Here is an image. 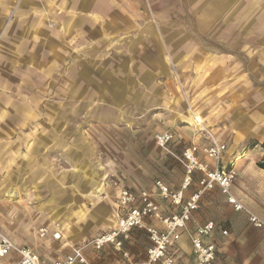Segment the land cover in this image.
<instances>
[{
    "label": "crops",
    "instance_id": "0c3cea01",
    "mask_svg": "<svg viewBox=\"0 0 264 264\" xmlns=\"http://www.w3.org/2000/svg\"><path fill=\"white\" fill-rule=\"evenodd\" d=\"M138 3L146 0H0V234L17 247L31 249L40 264L62 259L72 247L99 235L96 230L104 220L113 222L108 229L114 226L118 194L125 188L106 189L87 163V140L81 131L76 136L71 129V112L77 106L49 101L56 92L95 96L98 103L80 104V111L117 110L126 121L131 109L170 105L175 111L169 124L174 127L158 132L174 133L173 151L190 143H208L188 112L202 115V124L226 144L221 163L234 164V195L264 219V170L258 166L264 162V0H194L196 23L191 29L146 22V8L136 7ZM136 8H143L145 21H134ZM78 34L82 37L74 39ZM73 39L80 51L72 73ZM60 48L64 70L56 86L60 76H55L54 65ZM170 60L182 74L206 63V94L200 88L203 77L192 74L191 95L198 98L189 106L182 94L174 91L173 99L166 88ZM44 94L47 101L38 102L37 96ZM239 155L242 159L237 160ZM154 181L139 190H148L167 208L154 192ZM107 191L108 198L101 197ZM85 202L92 205L78 213ZM200 202L189 227L215 221L211 235L215 264H264L263 230L252 228L246 215L235 212L217 190L204 194ZM60 225L65 226L63 244L57 243L62 237H51ZM41 227L48 229L43 237ZM136 232L145 236L134 230L128 250ZM67 246L63 254L59 252ZM104 248L87 247L85 253L94 264L91 254ZM144 252L131 258H142ZM169 253L174 264L179 254L194 255L186 233ZM18 259L12 250L0 257V264H15Z\"/></svg>",
    "mask_w": 264,
    "mask_h": 264
},
{
    "label": "rangeland",
    "instance_id": "374dc122",
    "mask_svg": "<svg viewBox=\"0 0 264 264\" xmlns=\"http://www.w3.org/2000/svg\"><path fill=\"white\" fill-rule=\"evenodd\" d=\"M141 5H144V8H146V22L152 24L162 23L172 27L175 24H183L191 29L192 25L196 23L195 14H192V11H194V0H146V4L138 3L136 7ZM144 16L145 12L143 8L139 10L136 8L133 19L134 21H145ZM79 37H82V34H78L74 39H78ZM203 37L206 39L205 36H202V38ZM74 39L70 47L72 73L76 70L80 51V46ZM55 61V76H60V80H56V86H58L61 84V76L64 70L62 48L58 51L56 50ZM168 67L170 69L169 75L171 78L168 77V80H165L166 88L168 91L172 92V95L174 91L180 95L182 94L181 96L184 104L189 106V103L196 102L198 98L196 93L191 95V88H193L195 84L193 78H191L192 74L196 77H203V79H201L202 81H200V88L204 91L203 94H206L207 71L205 62L199 64V67L195 65L192 73L191 69L188 68L187 71H185L186 73L182 74L171 60L168 61ZM204 95L202 96L203 98L200 99L201 102L205 100L206 96ZM33 98L35 101L36 96H33ZM37 98L38 102L47 101L46 94L38 95ZM48 99L49 101L53 100L58 103L71 101V104L77 106L75 112H71V118L74 119V122L71 124V129L74 131L72 134L77 136L81 131V138L84 136L83 140H87V145L90 148L87 154L89 159L87 163L101 176L103 185L106 189L125 187L139 191V189L149 188L153 180L158 178L167 182V185L172 190L179 188L182 178L181 167L173 161L174 159L169 154L159 149L157 145H155L156 143L154 140V135L158 130L173 129L174 127L169 124L175 111L170 105L167 106V109H161L151 105L152 109L148 111L131 109L128 111L130 118L126 121L121 119L117 110H100L98 107L97 109H92L90 112L80 111V104L98 103L97 100H99V98H95V96L84 95L81 97L76 94L64 96L61 92H56L54 95H49ZM104 101L109 103V100ZM170 104L173 106L175 103L171 100ZM97 106L98 105H95L94 108ZM102 108L109 107L106 106ZM181 114L182 116L185 115V110H183ZM197 115L199 117L202 116L200 114ZM179 125L184 124L179 123ZM202 126L207 128L205 124H202ZM248 145H251V142ZM192 188L194 189V185H192L189 191H191ZM107 193L108 191L102 193L101 197H106L105 199H107ZM186 195L187 192L185 193V196ZM91 205V203L88 202L87 204L85 202V205L83 204L82 207H79L80 212L78 211V213H83L85 207L88 208ZM75 217L77 218V216ZM112 223L109 220H104L101 226L96 230V233L100 234L104 232ZM76 226L81 225L78 223ZM56 228L63 234L62 240L57 243H66L67 240L63 237L65 226L63 227L60 225ZM133 238V242L128 245L132 257L140 255L148 244L147 239L141 232H136ZM66 249H68V246L64 247V249L59 252L63 254ZM85 250L88 251V249ZM175 251L176 250H174V252ZM91 255V260L94 264H127L110 246H107L106 250H102L100 253L95 252ZM179 255L177 259L178 264H200L199 261H196L194 255L191 257L187 255L181 257Z\"/></svg>",
    "mask_w": 264,
    "mask_h": 264
},
{
    "label": "built area",
    "instance_id": "2783aa9c",
    "mask_svg": "<svg viewBox=\"0 0 264 264\" xmlns=\"http://www.w3.org/2000/svg\"><path fill=\"white\" fill-rule=\"evenodd\" d=\"M193 125L202 132L208 143L199 145L190 143L179 151L170 148L175 135L170 130H163L154 135L156 145L169 154L182 168L180 186L176 190L162 179H155L154 192L167 208L154 200L148 190H131L122 188L117 198L118 212L116 222L107 231L86 241L81 246L72 247L62 259L47 264H93L85 253V248L99 251L106 246L116 252L128 264H174V258L169 253V247L178 241L181 234H187L192 252L200 264H215L216 243L211 238L216 228L212 219L189 227L192 215L199 208L203 195L217 190L235 212H243L249 225L254 229L264 231V219L249 210L233 193L232 185L237 177L233 163L228 167L222 166V155L226 144L219 142L212 131L201 126L202 119L194 117ZM194 185V189H189ZM189 192L187 197L185 193ZM141 230L145 234L148 244L144 256L139 259L131 258L126 247L134 230ZM48 233L46 227L39 229L40 236ZM226 234V230H222ZM54 240H60V231L51 233ZM14 251L19 259L15 264H40L39 257L27 247H17L4 235L0 234V257Z\"/></svg>",
    "mask_w": 264,
    "mask_h": 264
},
{
    "label": "bare ground",
    "instance_id": "6f19581e",
    "mask_svg": "<svg viewBox=\"0 0 264 264\" xmlns=\"http://www.w3.org/2000/svg\"><path fill=\"white\" fill-rule=\"evenodd\" d=\"M188 115L191 117V118H194L195 117V115L193 114V112L192 111H189L188 112ZM201 126H202V124H201ZM197 127V126H196ZM203 127V126H202ZM198 128V127H197ZM204 128V127H203ZM242 156L243 155H239L238 157H237V159H241L242 158ZM18 198V197H17ZM13 200V199H12ZM83 231V230H82ZM65 237V236H64Z\"/></svg>",
    "mask_w": 264,
    "mask_h": 264
},
{
    "label": "trees",
    "instance_id": "16d2710c",
    "mask_svg": "<svg viewBox=\"0 0 264 264\" xmlns=\"http://www.w3.org/2000/svg\"><path fill=\"white\" fill-rule=\"evenodd\" d=\"M258 166L264 170V162L258 163Z\"/></svg>",
    "mask_w": 264,
    "mask_h": 264
}]
</instances>
